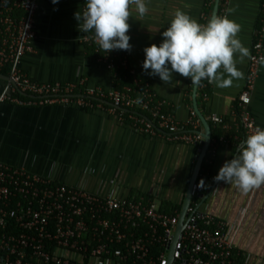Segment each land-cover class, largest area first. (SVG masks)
Instances as JSON below:
<instances>
[{"label": "crops", "instance_id": "0c3cea01", "mask_svg": "<svg viewBox=\"0 0 264 264\" xmlns=\"http://www.w3.org/2000/svg\"><path fill=\"white\" fill-rule=\"evenodd\" d=\"M264 0H229L226 15L240 26L237 38L249 55L237 60L243 78L226 88L208 85L209 98L201 101L202 113L209 119L217 114L233 117L235 104L245 87L249 57L255 41ZM215 0H147L148 12L141 18L130 7L128 35L132 45L129 65L147 81L157 97L165 101L164 110L182 124L194 107L189 78L173 73L170 84L142 70L143 49L162 40L173 13L181 10L200 24L211 18ZM82 13L81 0H39L36 37L32 51L21 59L20 67L39 82H77L110 89L113 72L97 62L83 43L75 12ZM206 17H208L206 19ZM264 45V34L262 37ZM234 59H237L234 56ZM0 93L8 84L2 68ZM264 127V65L246 105ZM204 131V126H202ZM242 141L220 144L205 177L206 185L193 202L211 215L224 219L227 233L235 243L236 260L264 264V184L243 192L235 184L214 181L226 160L233 158ZM199 147L185 142H169L141 133L125 119L103 110H85L59 104L18 106L0 103V162L38 173L56 182L93 192H112L119 196L145 195L157 206H181L186 199Z\"/></svg>", "mask_w": 264, "mask_h": 264}, {"label": "built area", "instance_id": "2783aa9c", "mask_svg": "<svg viewBox=\"0 0 264 264\" xmlns=\"http://www.w3.org/2000/svg\"><path fill=\"white\" fill-rule=\"evenodd\" d=\"M38 1L0 0V68L9 79L0 93V103L59 104L103 110L120 120L125 119V109L141 110L148 112L152 120L129 114L130 123L141 133L169 142L194 144L200 152L203 124L194 107L182 125L174 114L164 110L165 101L157 97L151 85L134 73L129 65L130 52H104L93 32H84L82 40L97 62L113 72L119 85L121 71L128 70L133 76L132 84L120 87L114 84L103 89L91 87L85 80L39 82L24 73L20 64L22 57L32 51ZM81 1L83 12L85 0ZM228 3L229 0L222 1L219 16L226 15ZM262 13L261 27L256 31L249 57L246 84L233 111L235 118L239 110L245 136L262 127L246 107L264 65V2ZM208 85L207 80L201 85L203 91L198 93L201 101L209 98L205 91ZM93 99L99 102L94 103ZM208 120L226 126L225 119L217 114L210 115ZM182 126L192 131H184ZM228 143L230 140L223 136L212 142L211 156L214 157L220 144ZM205 185V177L199 175L195 195L199 196ZM192 200L184 220L186 227L175 241L181 213L161 211L148 196L93 192L0 162V264H250L235 261V243L227 233L226 221Z\"/></svg>", "mask_w": 264, "mask_h": 264}, {"label": "clouds", "instance_id": "9594fccd", "mask_svg": "<svg viewBox=\"0 0 264 264\" xmlns=\"http://www.w3.org/2000/svg\"><path fill=\"white\" fill-rule=\"evenodd\" d=\"M51 2L55 5L59 0ZM130 7L141 18L148 12L147 0H85L84 11L75 12L74 18L80 31L94 33L104 52L130 51L132 45L127 34ZM239 31V24L227 15H213L206 24H200L187 13L176 10L160 33L159 45L144 47L142 70L149 76H158L165 84H170L173 73H178L189 78L193 85L207 80L217 88L229 87L234 80L243 78L237 60L249 55L237 38ZM213 179L235 184L243 192L264 184V127H256L237 145L233 158L223 163ZM200 184L203 185V180Z\"/></svg>", "mask_w": 264, "mask_h": 264}, {"label": "trees", "instance_id": "16d2710c", "mask_svg": "<svg viewBox=\"0 0 264 264\" xmlns=\"http://www.w3.org/2000/svg\"><path fill=\"white\" fill-rule=\"evenodd\" d=\"M223 0H221L222 3ZM221 3H220V7L219 9H221ZM263 13L261 14V18L260 21L262 19ZM261 27V22H259V27L258 29ZM2 71L5 72L4 69H2ZM142 80V79H141ZM144 81V80H142ZM205 82V80H203L199 85H200V89L198 91V93H200L201 91H203L201 89V85ZM133 83V76L129 73L128 70H122L121 71V79H120V85L115 83L116 87H120L121 85H129ZM208 87H206L205 91H207ZM156 94V93H155ZM21 98L23 99H29L26 96H21ZM94 103H98L99 101L96 99L92 100ZM198 103H201L199 96H198ZM238 104L236 103L235 106H237ZM107 106V105H106ZM199 110L202 112V110L204 109V105L203 104H198ZM85 110H89V109H85ZM125 120H129V114H136L138 116H142L145 118H148L149 120H152V117L149 115L148 112L145 111H141V110H132V109H125ZM211 124V130H212V142L217 141L220 137H226L230 140V142L232 141H243L245 139V133H244V129L242 128L241 122H240V117H239V110L237 109V115L236 117L232 120L231 118H226L224 120V123L226 126L222 125V124H215L213 122L210 121ZM154 125L158 127L157 122H154ZM203 126V125H202ZM184 131H192V129L188 126H182ZM235 137H237L238 139H235ZM211 149H209L206 157L204 158L203 162H202V166H201V170H200V175L206 177L211 169L212 166V156H211ZM161 211H164L166 213H170V214H174V213H178V211L181 210V206L178 205H172V204H168V203H163L160 207Z\"/></svg>", "mask_w": 264, "mask_h": 264}, {"label": "water", "instance_id": "95a60500", "mask_svg": "<svg viewBox=\"0 0 264 264\" xmlns=\"http://www.w3.org/2000/svg\"><path fill=\"white\" fill-rule=\"evenodd\" d=\"M220 1L221 0H215V5L213 8V15H218L219 13V7H220ZM211 16V17H212ZM0 76H3V74L0 72ZM198 88L199 85H194L193 87V100H194V109L197 112L199 118L202 121V124L204 126V131L202 132L203 135V141H202V147L200 149L197 161H196V165L194 167L191 179H190V183H189V187H188V191H187V195H186V199L185 202L183 204V208L181 211V216L179 219V223L177 226V230H176V237H175V241L178 240V238L182 235L185 227H186V222L185 217H186V213L188 211V207L191 205V200L193 199L195 193H194V188H195V184L196 181L198 179V176L200 175V170H201V166H202V162L204 160V158L206 157L211 144H212V130H211V124L210 121L207 119L206 116H204V114L199 110L198 107ZM23 95H27L23 92H21ZM103 102H105L106 104L110 105V106H114L113 103L104 100ZM119 109H122L121 107H118ZM200 197H202V194H199ZM172 260V256H170L169 261Z\"/></svg>", "mask_w": 264, "mask_h": 264}]
</instances>
